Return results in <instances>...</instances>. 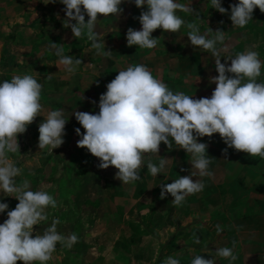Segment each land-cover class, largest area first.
Returning <instances> with one entry per match:
<instances>
[{
	"label": "rangeland",
	"instance_id": "rangeland-1",
	"mask_svg": "<svg viewBox=\"0 0 264 264\" xmlns=\"http://www.w3.org/2000/svg\"><path fill=\"white\" fill-rule=\"evenodd\" d=\"M6 1L7 6H0V82L11 79L16 74L28 73L43 85L41 115L27 127L25 133L18 135L21 153L10 154V159L22 169V174L16 180L17 183H22L27 179L31 190L47 191L57 203L70 202L67 213L69 227L64 231L67 236L76 233L79 237V242L69 249L70 253L54 252L47 264H161L169 255L177 258L180 264H190L193 256L202 255L211 259L217 248H232V241H236L233 251L238 259L232 262L233 264L249 259L250 250L253 251L257 247L264 250V213L257 211L264 204V177L255 176L258 165L250 161L254 157L243 155V151H236L234 148H229L225 155L223 149L227 145L219 133L213 134L212 137L199 138V142L208 144L207 154L211 159L210 170L213 176L193 177L194 180L203 181V191L187 196L181 206H174L171 194L161 199L160 184L171 183L180 175H190L196 170L192 169L191 157L186 150L174 146L169 151L162 142L159 154H145V165L140 169L141 178L123 184L115 177L118 169L114 166L99 168V158L93 156L86 148L77 146L80 136L75 129L79 127L82 132L84 129L76 120L74 112L98 113L99 98L106 92L107 83L128 64L114 69L111 57H108L109 62L104 59L103 63L99 64L82 59V66H87L84 72L92 75L78 77V71H68L70 75L66 79L62 77L60 81L57 80L55 74L65 68L63 65H57L58 60L49 62L45 60L47 57H41L38 61L19 59L23 58L21 52L24 49H16L11 39L16 36L18 22L24 14L17 12V6L13 5L17 0ZM47 2L48 0H39L38 4L63 5L60 0ZM235 2L238 3L239 0ZM131 4H134V0H122L120 15L98 16L96 24L102 25L98 31L103 32V36L99 34L98 39H107L110 36L115 38L116 34L125 37L128 29L122 26L131 18ZM85 19H88L87 15ZM263 19L264 12L257 7L253 12V19L244 28L233 26V23L226 28H219L218 22L216 25L212 24V27L201 25L200 31L209 36L213 35L208 32L210 28L213 31L222 29L225 35L226 32L232 31L230 39H225L223 45H216L220 50L221 62L224 63L225 56L235 55V52L228 48L237 37H241L245 42L244 51H255L258 43L262 41L256 28ZM49 20H55V28L50 29L52 32L64 22L60 13H36L34 21H38L39 25L34 29V36H38V39L47 38L49 29L46 23ZM60 31L63 32V28ZM157 31L160 36L180 38L175 33L163 29L155 30L154 37L158 34ZM187 32L188 30L185 33ZM83 39L85 47L92 43L86 34ZM184 40L190 42L189 38L184 37ZM177 47L184 51L188 58H192L190 54L195 53L193 66L191 62L185 61L183 66L181 62L173 60L175 51L172 55L167 53L168 59L164 58L167 56H162L166 50H176ZM107 49L112 50L109 47ZM238 49L240 50V47ZM146 50L154 51V59L148 60L149 56L145 55V60H138V64L146 65L153 75L164 81L171 90L183 91L193 95L194 99L211 97L216 85L210 83V77L218 75V72L215 69V58L210 52L196 48L191 43L182 46L157 44L155 48ZM73 60L76 58L73 57ZM106 63L113 70L109 71L105 67ZM227 63L230 64V61ZM48 75H52L51 80L46 79ZM64 79L72 86L69 91L58 89H64V85H58V82H64ZM64 97L68 103L64 101ZM94 97L98 99L94 100ZM93 100L97 105L88 110L87 106L94 105ZM55 109H62L67 119L64 143L52 152L47 149L40 150L39 124L50 110ZM160 156L168 158L169 163L164 173L153 177L148 172L146 163L149 159L158 163ZM0 202L8 203V210H12L19 201L0 192ZM8 210L0 213V223L8 218ZM50 210L51 206L45 209L48 216ZM252 210H256V213L250 217ZM257 220L260 223L259 229ZM217 224L223 228L219 234L216 231ZM252 229L256 234V230H259V236L251 232ZM256 241L259 242L255 243ZM216 264H229V260L216 257Z\"/></svg>",
	"mask_w": 264,
	"mask_h": 264
},
{
	"label": "clouds",
	"instance_id": "clouds-1",
	"mask_svg": "<svg viewBox=\"0 0 264 264\" xmlns=\"http://www.w3.org/2000/svg\"><path fill=\"white\" fill-rule=\"evenodd\" d=\"M49 2V0H48ZM47 2V3H48ZM55 2V0H51ZM65 5L64 27L71 28L75 38L87 35L91 47L97 54L108 56L105 42L98 39L95 31L98 16L116 15L122 12V0H60ZM137 7L146 5L138 17L142 28H129L126 33L128 46L137 45L141 49H153L158 38L152 33L156 29L166 32H179L184 26L191 45L210 52L215 58L218 75L210 77L216 87L211 97L193 98L183 91H173L168 85L154 76L144 64L128 65L106 85V92L99 98V112L75 111L76 120L82 126L75 131L80 139L77 146L86 148L99 158L101 169L114 166L118 171L115 177L128 184L139 180L140 169L145 165V154H159L163 142L169 151L173 147L186 150L190 154L192 171L190 175H180L171 183H161L160 196L168 194L174 198L172 204L181 206L189 195L203 191L205 184L193 177H212L211 159L207 154L208 144L199 142L201 137H212L219 133L227 147L243 151L251 157L264 159V82H258L264 61L252 49L225 56L221 62L218 43L225 41V31L209 29L201 34L195 22H186L177 15V10L190 12L191 9L177 0H134ZM211 6L220 13H228L221 0H210ZM264 12V0H239L230 5V19L233 26L244 28L253 19L256 8ZM85 15L88 19H85ZM223 23V22H221ZM57 65L74 71L73 65L79 59L64 55V49L53 43ZM230 61V64L227 63ZM231 74V75H230ZM52 79V75L46 77ZM43 85L32 74H16L11 79L0 82V192L15 197L19 202L14 209L0 202V213L7 211V219L0 223V264H47L56 251L57 244L71 249L79 242L76 233L65 236L57 231L59 218H53L43 232L34 226L48 220L45 209L57 207V200L44 190H31L27 179L17 183L16 178L22 169L10 159V154H19L18 135L25 133L42 111ZM93 104L96 101H92ZM67 119L62 109L50 110L39 124L38 147L52 152L64 143ZM169 159L160 156L157 162L149 159L148 172L153 176L164 173ZM36 232L33 235V232ZM217 233L223 228L216 225ZM199 241L197 240V243ZM233 247H219L213 258L195 255L190 264H216V257L229 260L238 259ZM161 264H180L172 255L165 257Z\"/></svg>",
	"mask_w": 264,
	"mask_h": 264
},
{
	"label": "crops",
	"instance_id": "crops-1",
	"mask_svg": "<svg viewBox=\"0 0 264 264\" xmlns=\"http://www.w3.org/2000/svg\"><path fill=\"white\" fill-rule=\"evenodd\" d=\"M233 1L235 2L236 0H221L222 6L229 9L228 13L222 14L217 9L211 6L210 0H177L178 3L184 4L191 9V11L187 13L177 10V15L182 17L186 22L197 23L199 27L201 25H204L205 27H208V26L212 27L213 26L212 24L216 25L219 22L218 24L219 28H226L228 27V25L232 23L230 19V5L232 4ZM6 2H7L6 0H0V6H3V5L5 6ZM38 2L39 0H17V2L13 4L14 6H17V9H18L17 12L24 14L22 17V20H19L18 22L19 27L15 31L16 36L11 39L16 49H18L19 51L20 49H24V51L21 52V54L23 55V58L19 57V59L28 60V61H34V60L36 61L37 59L38 61L41 57H47V59L45 58V60L49 62L56 61L59 58L54 55L55 50L51 48V45L53 43H57L59 46L63 47L64 55H70L72 56V58L74 57L76 59H80L81 61L80 64L73 65L74 71H78V75H77L78 77L84 76V75H87V76L92 75V74H87L86 72H84V68H87V66L86 65L82 66V59L91 61L92 63H95V64H99L100 62L103 63L104 59L105 61L107 60L106 62H109L108 57H111L114 69H119L122 64H128V65L138 64L139 63L137 62L138 60H142V59L145 60V55L149 56L148 60L154 59L153 50L141 49L137 45L128 46L126 35L125 37H123L122 35L120 37L119 34H116L115 38H111L110 36V37H107V39H100L105 42V50H108L107 47L111 48L112 50L108 56L97 54L96 50L91 47V44L88 45L87 47L84 46L85 42L83 39V35L80 38H75L71 31V28L64 27V22H61L59 28L56 29L54 32H52L50 29L55 28V23H54L55 20H49L48 23H46L47 28L49 29L47 38L38 39V36H34L35 35L34 29L39 25L38 21H34L36 17V13L38 12L41 14L42 13H46V14L47 13L48 14L49 13H53V14L60 13L61 17L64 20L66 19V13L64 11L65 5H62V6H59V5L52 6V5H46V4L39 5ZM129 8H130L129 14L131 18L128 21V23L124 22L122 27L124 28L126 27L127 29L131 27L136 30L137 29L140 30L142 28V25L140 24L138 17L143 10H147V6L145 5L142 9V8L137 7L134 3V4H131ZM62 28L64 30L63 32L60 31V29ZM101 28H102V25L100 23H97L95 27V31L98 33V35L100 34V36H103V32L101 33V31H98ZM156 30H159V29H156ZM186 30L188 29L182 26L180 31L175 33V35L177 37L180 36V38L173 39V38H170L169 36L167 37H164L162 35L160 36L159 31H157L158 34L155 37L158 38L159 45L163 44V45H171V46L172 45L182 46L183 44L190 43L188 40H184V37L188 39V36H186L187 33H185ZM231 32L232 31L228 33L226 32L225 39H230V36H232L233 34ZM27 34L29 36H25ZM184 41L186 43H184ZM244 43L245 42L242 41L241 37L239 38L237 37L236 41L232 42V46L228 49H230V51L232 52H235L234 54H236L239 51L243 52L245 50ZM259 44L260 43H258V45L255 48V51H257L258 53H259V48H258ZM238 47H240V50L238 49ZM174 51L175 53L173 56V60H177L181 62L183 66L185 65L183 62L185 61L191 62L193 66V62H195V58L193 55H195V53L190 54V57L192 56V58H188L185 56L184 51L179 49V47H177L176 50L175 49L166 50L164 52L165 54H163L162 56L164 55L167 56V53L169 55L173 53ZM88 53L92 55L95 54V55L90 56L88 55ZM164 58L168 59L169 56L164 57ZM259 58L262 61V58L260 55H259ZM157 59L160 60L159 55H157ZM196 60H198V58ZM105 67H107L109 71L113 70V68L109 66L108 63L105 64ZM176 68L178 70L177 66ZM62 71L66 73L64 74ZM97 74H98V71H97ZM69 75L70 74L66 70V68H62L60 72H58V74H55V76L57 77V80L59 81L60 79H63L62 77L66 79V77H68ZM65 79H64V82H58V85L60 86L64 85V89L60 87H58V89L69 91L70 89H72V86ZM63 99L66 103H68L67 102L68 100H65V97ZM93 99L95 100L98 98L94 97ZM96 105L97 104L89 105L87 106V109L90 110L91 108L96 107ZM68 204L71 205L70 202L64 203L60 201L59 203H57V207L55 209L51 208L50 216H48V220L42 222L41 225H36L35 230L40 231L42 233L43 229L51 223L53 218H59L61 222L60 224L57 225V231L61 234L64 233L63 235L67 236L64 230L69 227L68 217H67ZM257 204L261 206L260 203H257ZM257 211H259L258 213H261V212L264 213V204L260 208H258ZM254 213H256V210L250 211V217H253ZM256 216L259 217V215H256ZM256 223H257V229H259V225H260L259 220H257ZM256 231H257V234L254 232L253 229L251 232H254L256 236H259L260 231L259 230H256ZM35 234L36 232L34 231L33 235ZM258 242L259 241H256L255 243H258ZM261 243L263 244V242ZM60 251H63V253L64 252L67 253L68 251L70 253L69 249L64 248L61 245L57 244V248L55 252H60ZM249 253H250L249 259L238 261L233 264H264V250H261L260 248L257 247L253 251L250 250ZM17 264H24V262L17 261Z\"/></svg>",
	"mask_w": 264,
	"mask_h": 264
},
{
	"label": "trees",
	"instance_id": "trees-1",
	"mask_svg": "<svg viewBox=\"0 0 264 264\" xmlns=\"http://www.w3.org/2000/svg\"><path fill=\"white\" fill-rule=\"evenodd\" d=\"M256 31L259 36H261L262 41L259 44V55L262 58V61H264V19L262 20L261 24L257 26ZM258 82H264V67L261 69V76L258 78ZM243 155H247V153L242 152ZM251 163L254 165H258L255 169V176L257 177H264V159H261L260 157H254L250 159ZM262 180V179H260Z\"/></svg>",
	"mask_w": 264,
	"mask_h": 264
}]
</instances>
